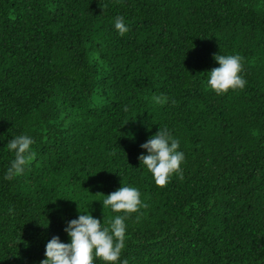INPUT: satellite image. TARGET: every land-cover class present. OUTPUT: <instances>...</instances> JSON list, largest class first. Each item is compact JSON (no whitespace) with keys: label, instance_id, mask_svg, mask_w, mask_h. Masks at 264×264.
<instances>
[{"label":"trees","instance_id":"1","mask_svg":"<svg viewBox=\"0 0 264 264\" xmlns=\"http://www.w3.org/2000/svg\"><path fill=\"white\" fill-rule=\"evenodd\" d=\"M215 54L243 90L207 87ZM163 127L185 160L158 187L138 157ZM20 134L36 156L8 180ZM121 185L146 204L127 264H264V0H0V264H40L89 207L107 226Z\"/></svg>","mask_w":264,"mask_h":264},{"label":"clouds","instance_id":"2","mask_svg":"<svg viewBox=\"0 0 264 264\" xmlns=\"http://www.w3.org/2000/svg\"><path fill=\"white\" fill-rule=\"evenodd\" d=\"M114 29L120 36L129 31L122 16L114 18ZM213 59L218 67L207 72V87L211 91L224 95L229 90L246 87L241 55L215 54ZM155 99L157 103L166 100L165 97ZM34 143V139L27 134L14 136L7 142L5 146L14 154V159L5 172V179L11 180L24 174L36 156L31 147ZM140 147L146 152V155L138 157L140 165L143 164L152 174L158 187L166 186L173 175L183 178L181 166L185 154L179 150L180 140L167 127L159 128ZM102 196V209L107 208L117 214L107 222V226L103 220L94 218L90 207L86 212L78 213L77 218L67 222L64 228L69 242L63 243L58 236L52 237L46 244L40 264H96L97 261L101 264H127L126 260H121L126 241L125 221L146 204L141 200L139 189L134 186L121 185L116 191Z\"/></svg>","mask_w":264,"mask_h":264}]
</instances>
